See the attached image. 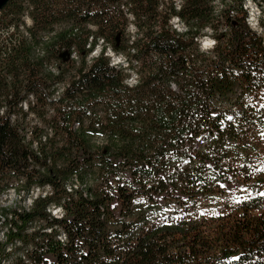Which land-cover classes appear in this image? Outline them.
Listing matches in <instances>:
<instances>
[{
    "label": "trees",
    "instance_id": "1",
    "mask_svg": "<svg viewBox=\"0 0 264 264\" xmlns=\"http://www.w3.org/2000/svg\"><path fill=\"white\" fill-rule=\"evenodd\" d=\"M215 1L2 8L0 196L32 203L1 210L0 264H264V175L245 167L264 137V40L246 0Z\"/></svg>",
    "mask_w": 264,
    "mask_h": 264
},
{
    "label": "rangeland",
    "instance_id": "2",
    "mask_svg": "<svg viewBox=\"0 0 264 264\" xmlns=\"http://www.w3.org/2000/svg\"><path fill=\"white\" fill-rule=\"evenodd\" d=\"M221 2L222 1L219 0L218 5H220ZM243 9L247 10V17L250 16L251 14H255V16L258 18V23L260 24L261 20L264 23V0H254V1L246 0L244 3ZM25 21L28 26L31 25V20L28 17H26ZM253 25L254 27L256 26L255 24ZM179 28L181 30L183 26L180 25ZM10 32L11 31H7V30L0 31V39L7 37L8 34H10ZM260 34H261V37L264 39V29L262 33ZM98 53L99 52L95 51L91 55L90 58H94V56L98 55ZM108 55H110V57L112 58V62L114 65L124 63L122 58L114 55L110 51L108 52ZM135 80H136V73H133L130 79V83L133 84ZM97 143L100 144V139L97 140ZM248 153L249 155L246 157L247 164L245 165V167L255 172L249 175L250 177H252L250 180L254 181L255 179L259 177L258 175L259 172H260V175H264V137L250 143ZM247 193H249V191L246 192L245 194ZM32 197L36 198L35 193H33ZM31 203H32V200L30 197H24L23 194L21 195V197H18V195L13 190H10L6 194L0 196V241L2 242L5 241L4 233L6 232V228H4V226L2 225L3 220H2L1 210L7 209V208H21V209L22 207L29 208L31 206ZM9 257H10V260L12 259L14 260L13 254H10ZM9 257H6V259L9 260ZM3 264H6V262H3Z\"/></svg>",
    "mask_w": 264,
    "mask_h": 264
},
{
    "label": "built area",
    "instance_id": "3",
    "mask_svg": "<svg viewBox=\"0 0 264 264\" xmlns=\"http://www.w3.org/2000/svg\"><path fill=\"white\" fill-rule=\"evenodd\" d=\"M218 2H219V0H217V1H215L214 2V4L216 5V6H218L217 8H220V6L218 5ZM177 5H178V9H179V7H180V3H177ZM233 14H234V12H233ZM171 23H172V25L176 28V29H178V31H183L184 30V26H183V24H182V22L180 21V19L178 18V17H175V18H173L172 19V21H171ZM246 23L250 26V28H251V30L258 36V37H260L261 38V34L260 33H262V31H263V24L260 22V24L258 23V18L255 16V14H251L250 16H248L247 18H246ZM255 24L256 26L254 27V25L253 24ZM180 25H182L183 26V28H181V30H180ZM256 31V32H255ZM207 32H208V36H206V37H210L211 39H213L212 38V31L210 30V29H208L207 30ZM260 34V35H259ZM263 39V38H262ZM214 40V39H213ZM264 40V39H263ZM216 41V40H215ZM215 45H216V43H215ZM215 47V46H214ZM213 47V48H214ZM212 48V49H213ZM22 106H24V108L26 109V110H28V108H29V106L27 105V103L25 102V103H23V105ZM4 112H2V114H3ZM74 181H75V185L74 186H70V189H67V193H69V194H73V193H75L76 191H79L80 190V185H81V182H80V180H78L76 177H74ZM10 190H13V191H15L14 189H10ZM9 190V191H10ZM31 193H35V197H36V199L38 198V196H41V197H46L47 195H51L52 194V188L50 187V186H47V187H45V188H39V187H37V189H35L33 192H31ZM48 212L53 216V217H55L56 219H63L64 218V216H65V214H66V212L64 211V209H63V207H61V206H55V205H53L52 207H50L49 209H48ZM49 233H51V230L50 231H48ZM57 240H58V236H57ZM67 243H68V241H66ZM63 245L64 244H66V243H62Z\"/></svg>",
    "mask_w": 264,
    "mask_h": 264
},
{
    "label": "clouds",
    "instance_id": "4",
    "mask_svg": "<svg viewBox=\"0 0 264 264\" xmlns=\"http://www.w3.org/2000/svg\"><path fill=\"white\" fill-rule=\"evenodd\" d=\"M200 40V50L202 52H207L211 48L215 46L216 41L211 39L210 37H204L203 39L198 38Z\"/></svg>",
    "mask_w": 264,
    "mask_h": 264
},
{
    "label": "water",
    "instance_id": "5",
    "mask_svg": "<svg viewBox=\"0 0 264 264\" xmlns=\"http://www.w3.org/2000/svg\"><path fill=\"white\" fill-rule=\"evenodd\" d=\"M10 1L11 0H0V11L2 10V8L8 5Z\"/></svg>",
    "mask_w": 264,
    "mask_h": 264
}]
</instances>
